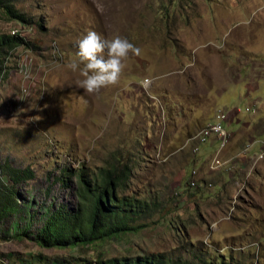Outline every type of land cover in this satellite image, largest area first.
I'll return each mask as SVG.
<instances>
[{
	"label": "rangeland",
	"instance_id": "obj_1",
	"mask_svg": "<svg viewBox=\"0 0 264 264\" xmlns=\"http://www.w3.org/2000/svg\"><path fill=\"white\" fill-rule=\"evenodd\" d=\"M16 6L32 23L0 10V32L23 29L32 46L15 51L12 76L0 81V160L33 169L35 178L21 191L33 193L41 210L50 196L73 199L54 180L62 166L84 163L98 173L128 164L133 171L122 190L155 197L163 208L138 233L78 249L12 237L18 216L9 217L0 223V264L174 250L184 239L178 229L227 255L245 248L251 263L264 264V0H17ZM89 30L126 37L141 49L126 61L120 83L96 94L84 91L79 70L69 67L79 61L78 42ZM220 113L228 114L223 125L230 133L222 159L253 143L243 167L239 156L233 168H211L220 149L214 136L200 145L198 159L193 146L181 149ZM193 169L204 185L188 186ZM28 219L22 216L21 225ZM32 223L35 232L41 221Z\"/></svg>",
	"mask_w": 264,
	"mask_h": 264
},
{
	"label": "trees",
	"instance_id": "obj_2",
	"mask_svg": "<svg viewBox=\"0 0 264 264\" xmlns=\"http://www.w3.org/2000/svg\"><path fill=\"white\" fill-rule=\"evenodd\" d=\"M16 1L0 0V10L11 19L32 23L17 8ZM19 32L21 34L0 32V81L9 80L12 76L13 66L10 61L15 51L20 46H32L31 41L22 34L25 31L19 29ZM131 171L133 167L128 164L120 167L115 163L101 167L98 173L89 172L84 163L76 168L62 166L54 180L62 187H68L73 199L60 201L48 193L49 203H45L41 210H36L35 195L21 191L23 186L35 178L33 169L29 166H14L8 159L0 160V223L9 217L18 216L12 226L11 236L26 235L47 248H92L102 246L114 238L120 240L126 234L138 233L155 223L156 220L152 218L161 213L163 206L155 197L122 190L131 177ZM189 190L186 188L182 193ZM22 216L29 218L25 226L20 222ZM36 219H40L41 225L32 232L30 228ZM170 223L173 225V222ZM178 231V235L184 239L174 250L142 251L139 254L119 256H105L101 252L92 260L85 259L71 264H254L251 263L253 254L246 252L245 248L238 251V254L230 248L227 255L209 246L205 240L200 239L197 244L194 243L185 229Z\"/></svg>",
	"mask_w": 264,
	"mask_h": 264
},
{
	"label": "clouds",
	"instance_id": "obj_3",
	"mask_svg": "<svg viewBox=\"0 0 264 264\" xmlns=\"http://www.w3.org/2000/svg\"><path fill=\"white\" fill-rule=\"evenodd\" d=\"M78 47L79 61H73L69 67L73 71L79 70L83 77L79 82L80 87L89 94L118 85L130 55L141 54V49L128 38L120 35L106 38L94 30H89L79 40ZM143 83L147 87L151 82L145 80ZM39 119L41 117H35V120Z\"/></svg>",
	"mask_w": 264,
	"mask_h": 264
},
{
	"label": "built area",
	"instance_id": "obj_4",
	"mask_svg": "<svg viewBox=\"0 0 264 264\" xmlns=\"http://www.w3.org/2000/svg\"><path fill=\"white\" fill-rule=\"evenodd\" d=\"M14 32H18L21 34V32H19V29H14L12 31ZM23 35H27L26 31L22 32ZM228 114L226 113H220L217 115V119L216 121H212L207 123L205 126L201 127V129H199L198 131L194 132V134H191L185 141V143L183 144V146H181V149L185 148L186 146H193V151L195 153H199L200 152V145L209 142L210 139L214 136L216 137V139L219 141L220 146H219V151L216 152L212 158L211 161V168L213 169H220L223 166H226L227 168H233L235 167V162H234V158L236 157H242V159L246 158V155L250 152V149L253 145V143H248L246 145V147H244L239 153L235 154L233 157L227 158V159H222L220 157V152L224 149L225 145L227 144L229 137H230V133L225 129L223 122L227 119ZM263 155L260 153L257 156V160L258 158H261ZM199 175L198 170L193 169L191 171V180L189 182V185L191 187H195V186H202L204 185L206 182L203 181H199L197 176ZM199 183H202L200 185H198ZM231 215V212L229 214H226V218H229Z\"/></svg>",
	"mask_w": 264,
	"mask_h": 264
},
{
	"label": "crops",
	"instance_id": "obj_5",
	"mask_svg": "<svg viewBox=\"0 0 264 264\" xmlns=\"http://www.w3.org/2000/svg\"><path fill=\"white\" fill-rule=\"evenodd\" d=\"M17 50H18V49H17ZM17 50H16V51H17ZM208 143H209V142H208ZM200 153H201V152H200ZM200 153H199L198 155H195V154H194V159H198V156H199V157L201 156ZM242 161H243V162H242L243 164H241V167L244 166V163L246 162V159H243ZM238 168H240V167H238Z\"/></svg>",
	"mask_w": 264,
	"mask_h": 264
}]
</instances>
